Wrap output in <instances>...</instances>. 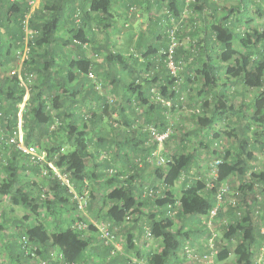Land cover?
I'll return each instance as SVG.
<instances>
[{"label":"trees","instance_id":"obj_1","mask_svg":"<svg viewBox=\"0 0 264 264\" xmlns=\"http://www.w3.org/2000/svg\"><path fill=\"white\" fill-rule=\"evenodd\" d=\"M30 1L0 0V198L5 197L11 205L25 210L22 230L16 237L10 235L6 242L5 248L9 250L6 253L12 264H42L47 259H51V264L93 261L98 264L96 256L100 255L106 258L105 264H113L115 257H119L114 246L123 232H126L123 236L126 253L136 250L135 237L129 233L133 215L130 209L134 200L152 213L146 216L148 230L154 238L161 239L162 249L159 254H148L145 262L141 255L134 254V260L124 259L126 264H175L174 261L180 259L178 254L185 241L191 244L188 245L190 248L199 251L198 256L210 255L211 250L206 244L214 233L217 234V253L213 257L217 262L226 261L233 254L235 264H264V164L258 168L252 163L256 160L257 150L264 154V30L255 27L242 31L245 25L255 22L248 16L250 2L240 0L239 5L227 8L228 12L223 16L215 17L210 28L203 30L204 40H196L192 50H187L179 46L181 34L179 28L173 26L181 24L185 7L196 9L197 0H163L164 13L151 19L149 31L158 38L163 35L166 40L159 60L146 63L145 70L137 68L135 73L143 74L134 77V63L138 60L129 63L120 51H114L110 43L98 46L85 29L94 20L103 25V29L111 28L112 5L119 0H42L34 11ZM122 2L125 6L121 18L126 21L135 19L140 11L138 0ZM258 8L257 4L259 12ZM28 15V24H25ZM27 38L29 42L25 44ZM173 38L177 42L175 48H171ZM236 41L239 49L234 46ZM159 52L155 50L152 55ZM24 55L26 58L21 62L20 70L15 71L13 68ZM90 55L102 57L104 62L100 64ZM204 56L206 58L202 60ZM189 59L193 65H200L194 77ZM170 60L177 67L176 73L169 67ZM182 62L185 65L178 71ZM121 72H130L133 76L124 86V94L114 95L106 88L105 82L108 87L117 86ZM90 73L95 79L89 78ZM112 77L117 78L115 84ZM194 79L201 81L196 95L191 94ZM233 84L252 94V100L237 103L232 98ZM24 102L22 110L20 107ZM79 107L83 111H79ZM191 107L190 120L195 129L184 134L174 118L179 111ZM127 111H130V118ZM115 114L120 117L118 125L123 128L122 132L128 137L134 136L135 146L141 147L132 157L133 161H122L119 173L111 174L110 169L117 168L115 163L96 159L101 155L99 149H105L98 139L110 135L103 124ZM20 119L23 120L24 144L37 148V151L43 150L51 163L54 161L59 174L73 181L76 192H84L89 178L104 179L108 188L101 200L108 203V222L102 224L109 225L108 230L114 234L111 243H104L99 226L86 220L72 223L73 226L66 223L70 208L77 209V201H73L67 185L48 164L38 157L32 159L10 142L19 137ZM216 124L231 127L228 135L236 140L235 150L223 153L213 150L214 156H222L211 170V174L217 170L216 176L191 173L201 148L210 149V146L200 141L199 148L186 152L187 138L191 134L199 138L200 131L214 142L219 138L214 132ZM150 127L160 133L171 129L170 137L163 143L166 151L163 155L169 160L166 166L146 161L158 147L157 143L150 141ZM91 134L97 138L94 150H91ZM172 141L183 145L184 151L169 150ZM136 159L143 160V166L135 167L134 174L123 179V172L130 166L134 168ZM98 162L104 163L103 171L90 170L91 164ZM142 168L152 173L153 178L148 183L143 179ZM199 177L200 180L196 179ZM232 177L238 179L236 191L225 185ZM33 179L42 183L37 185ZM223 185L227 188L225 202L219 206L215 226L209 229L204 220L216 206V196ZM148 187L160 188L163 194L152 198L144 194ZM90 196L91 202L96 197L94 191ZM228 196L232 197L231 201ZM177 202H180L177 217H203L198 232H182L173 229L171 224H164L163 219L155 220L157 215L149 207L165 209V216L170 218L167 215L169 205ZM48 216L56 220L54 230L50 231L44 221L32 225L35 218ZM81 222L88 223L86 230L77 229ZM3 229L4 226L0 225V246L1 239L6 238ZM205 229L208 233L204 232ZM198 233L204 238L207 236L205 242L201 241L203 238H192ZM183 258L195 263L184 253ZM198 262L215 264L213 259Z\"/></svg>","mask_w":264,"mask_h":264},{"label":"crops","instance_id":"obj_2","mask_svg":"<svg viewBox=\"0 0 264 264\" xmlns=\"http://www.w3.org/2000/svg\"><path fill=\"white\" fill-rule=\"evenodd\" d=\"M121 1V3H120ZM208 2L207 4H209V6H206V2ZM250 2V4H252L253 2L256 1H252V0H248ZM258 2V10L260 14L261 18H264V0H257ZM197 4L195 5V17H196V29L198 30L199 36L197 40H204V32L203 30H208L211 26V24L215 21V17H221L223 16V14L227 13V8L233 7V6H237L240 4V0H238L236 3H234V0H197L196 2ZM113 4V3H112ZM125 4V3H124ZM122 2V0L116 1L114 2V4L112 5V11L111 13L113 14L114 18H113V24L112 27L109 29H103V25H100L97 21H93L91 22L89 25H87L85 27L86 31L89 34V37L96 43H98V46L104 45L105 43H110L114 49L115 52L120 51L121 54H123L128 60L129 63L132 64V62L134 60H138V62L134 63V77L135 76H142L143 73L138 74V72L135 73V71L142 68V70L146 69V63L149 62H156L159 60V55L162 52V46L165 43V38H163V35H161L159 37V39L155 40L153 36L149 35L148 33L151 29V23L145 22L146 17H147V12L149 10H151V8H154L156 6H162L164 5L163 0H159L157 2V0H138L137 2V7L140 10V16H136V18L134 19V33H132V26L126 24L127 27H130L129 29H125V24H123V26L120 24V21L123 19L122 17V13L124 11H122V9L124 8L123 6H125ZM249 5V4H248ZM214 7V8H213ZM216 7V8H215ZM250 17V19L254 18V15L250 14L248 15ZM253 17V18H252ZM200 18V20H199ZM244 20V19H243ZM119 21V23H118ZM200 21L202 22L201 25H199ZM254 21H256V19H254ZM261 22V20H260ZM145 23V25L143 24ZM93 27V28H92ZM105 30L104 34H102V31ZM97 31V32H96ZM94 32H96V34H93ZM101 32V33H100ZM103 35V36H102ZM134 35V36H133ZM134 37V39H133ZM161 48V49H160ZM201 48H204V46H202ZM155 50H160V52L153 56L152 53ZM204 52V49L202 50V53ZM145 53L147 54L145 56ZM134 58H133V56ZM92 57V55H90ZM93 58V57H92ZM206 56L202 57V60H205ZM98 63L102 64L104 62V60H96ZM157 63H162V62H157ZM162 65V64H161ZM150 67V66H149ZM152 67V65H151ZM107 68V65H105V69ZM133 73L128 74V72H121V74L119 75L120 81L119 84L117 86H113L110 85L111 87L110 90H112L113 93L116 94H124V86L125 84H129L131 82L132 79V75ZM132 75V76H131ZM104 78L106 79L107 77L104 76ZM114 79V77H112ZM104 80V79H103ZM115 82H117V78L114 79ZM105 82V81H104ZM106 84V82H105ZM127 116L130 118V111H127ZM114 116L117 117V114H115ZM118 119L120 120V117H118ZM111 121V120H110ZM185 123H190L193 124L192 121L189 118H184ZM105 124V123H104ZM103 124V125H104ZM182 127H185L184 124H182ZM107 132L110 134L108 138H103V139H98L100 145L104 144L106 148H110V146H112V149L114 150V158L118 159L121 163L122 161H126L127 159H132V157H134V154H137L138 152V148L141 147V145H139L138 147L135 146L134 144V136L133 137H128L127 134L123 133L122 131H120L119 129L112 131H108ZM106 135V134H105ZM97 141V140H96ZM96 146V144H95ZM122 146V147H120ZM104 147V148H105ZM102 149H99L100 152H102ZM104 150V149H103ZM121 150V153H118V151ZM122 155V156H121ZM126 158V159H125ZM102 162V160L100 161ZM98 162V164H93V166H90V170L92 171H97L96 173L101 172V170L103 171V166L102 164L104 163H100ZM99 165V167H97ZM101 168V170H100ZM142 173H145L144 175L147 176H152V173L150 172V170H146L144 168H142L141 170ZM140 173V171H139ZM90 179V178H89ZM89 179H87V181L89 182ZM152 179V178H151ZM36 180V179H33ZM92 184L94 182L100 184L102 182H104V179L101 178H91L90 179ZM147 180V179H146ZM145 180V181H146ZM86 181V182H87ZM142 181H144L142 179ZM148 181V180H147ZM146 181V183H147ZM149 182V181H148ZM100 187H102L103 192H105V190L108 188V185H106V182H104L103 184H100ZM94 195L96 196L95 199L93 201L90 202V206L89 208L80 213L82 214L83 218H78L79 220H86L88 222H90L91 224L95 225V226H100L102 225V223L104 222H108L107 218H106V212H107V208H108V203L102 202L101 200V196L97 195V190L96 193L94 191ZM133 202V206L131 207L130 211H131V223L129 226V230H130V234L135 237L134 242L136 244V250H133L131 253H126L125 251V241H124V233L121 235V237L118 238L115 246H114V251H116V254L119 255V257H115V260L112 262L113 264H126L125 263V258H130L131 260H134V254L136 255H141L142 257H147L148 254L154 252V253H160L161 249H162V241L161 239H157L154 238V236L152 235L151 238H149L147 236V232L149 229V224H148V218H146V216L152 215V213H150V210L143 207V206H139V204H137L136 200L132 201ZM150 209L152 210L153 213H155L157 215L155 220H158L157 218L163 219L164 220V224H171L173 225V229L176 230H180L182 232H190L192 229L191 228H195L196 230L199 231V228H197V223L198 221L196 220L197 218H191L185 215H180L177 217H166L165 213V209L164 210H158L156 209V207L153 206H149ZM133 212V213H132ZM3 213L0 214V216H2ZM168 215V214H167ZM182 216V217H181ZM69 220L66 221V223L71 224L72 223H76L78 222L76 219V215H73V218L69 217L68 215L66 216ZM76 218V219H74ZM202 218L201 217V222H202ZM76 220L75 222L73 221ZM73 226V225H72ZM264 231V228H262ZM119 231V230H117ZM120 232V231H119ZM192 238L200 239V234H195L192 236ZM186 242V241H185ZM185 242H183V246L181 248V250L179 251V260H175L174 263L178 264L179 262L182 264H193L192 262L186 260L185 258H183V248L186 246L184 245ZM188 242V241H187ZM189 243V242H188ZM188 245H191L190 243ZM95 246V243L94 245ZM138 251V252H137ZM137 252V253H134ZM233 256V254L231 255ZM230 256V257H231ZM143 257V258H144ZM235 258V257H234ZM229 262V258L226 261L223 262H217L215 260V264H225ZM97 263V262H96ZM95 261H93V263L88 262L87 264H96Z\"/></svg>","mask_w":264,"mask_h":264},{"label":"rangeland","instance_id":"obj_3","mask_svg":"<svg viewBox=\"0 0 264 264\" xmlns=\"http://www.w3.org/2000/svg\"><path fill=\"white\" fill-rule=\"evenodd\" d=\"M33 1H34V5H33V8H32V11H34L37 8H39L41 3L43 2L42 0H33ZM237 1L238 0H234V3H236ZM252 1L258 2L257 0H252ZM256 2H253L252 4H249L247 6L249 13L254 15V19H256V21L251 23L249 26L245 25L242 28V31H244V29H247V28H255V27H257L258 29L264 30V18H261L260 15H257V14H259V12L257 11V4L258 3H256ZM139 13H140V11H139ZM163 13H164V9H163L162 6H156L154 8H151V10H149L146 13L147 17H146L145 22L151 23V19L152 18H158ZM139 16H140V14L138 15V17ZM196 17H195L194 7H185L184 12L182 13V19L183 20L181 21V24L173 26L174 28L178 27L179 28V33L181 34L180 38H178L179 46L180 47L182 46V47H184L187 50H192V44L198 39V36H199L198 30L196 29ZM152 20H154V19H152ZM199 20H200V18H199ZM260 20H261V22H260ZM201 23L202 22L200 21L199 25H201ZM120 24L121 25L125 24V29H129L130 28V27H127L126 24L131 25L132 26V31H133L132 33H134V19H131L130 21H126L123 18L120 21ZM143 24L145 25V23H143ZM154 26H157V25H154ZM147 33H148V36L149 35L153 36L151 32H147ZM29 34H31L30 31H29ZM102 34L106 35V34H104V32H102ZM157 34H160V32L157 31ZM157 36L158 35L153 36L155 40L159 39ZM133 39H134V37H133ZM27 41L29 42L28 38L25 40V44H27ZM4 42L5 41H2V43H4ZM234 46H235L236 49H239L237 41L235 42ZM25 48H26V46H24V49ZM26 50L27 49H25V51ZM92 56H94V55H92ZM25 58H26V55L23 56L20 59V61L16 63V67L13 68V69H15V71H17V70L19 71L20 70V66L22 64L21 62ZM95 59L96 60H101V59L103 60L102 57H95ZM189 63L192 65L191 73H192V76L194 77L196 75V70L199 68L198 66H200V65L199 64L193 65L192 64V60H190ZM184 65L185 64H183V62L180 63L178 71L181 70V67L184 66ZM11 74H13V72ZM102 81H104V80H102ZM200 85H201V81H197L196 79H194L193 80V85H192V88H191V90L194 89V91H191V94L196 95V93L199 91V88L201 87ZM109 87L107 86V83H106V88L108 90H110ZM106 88H104V91L107 90ZM231 92H233V94H234V95H232V98L237 103H249L252 100V98H253L252 94H250L249 92H245V90L241 89L240 86L237 85V84H233V86L231 88ZM185 99L187 100V96L185 97ZM25 100H27V97L25 98ZM188 100H189V97H188ZM193 102H191V103H193ZM24 106H25V102L21 105L20 108L22 110H24ZM192 109H193V107H191V109L186 110L184 112L183 111L182 112L179 111V113H177L175 115V118H174L175 124L183 129L184 134L195 129L194 128L195 127L194 124H190V123L188 124V123H185V121H184V118H189L190 117L191 113L193 112ZM78 110L79 111H83V108L79 107ZM20 117H21V114H20ZM118 121H119L118 117H116L114 115H113V117L108 118L107 121L104 124L105 130H108V131L110 130V131L113 132V130L120 129V131H122L123 128H121L120 125H118L119 124ZM87 123H88V125H90L89 122H87ZM22 124H23V120L20 119L19 120V133L18 134H19L20 139L23 140V137H24L25 134H24V130L22 128ZM115 124H117V125H115ZM182 124H184L185 127H182ZM139 128L143 129L144 127L139 126ZM214 130H215L214 132L219 134V138L217 140H214V142L210 141L208 138H205L204 135L202 134V132H200V131H199V135H198V136H200L199 138H197L196 135H194V134H191L189 136V138H187V141H186V144H185L186 145V152H191V151L194 150V148H199L198 146H199L200 141H203L204 143H208L209 146H210V149L201 148V150L197 154L198 162L196 163L197 166L195 165L192 168L193 169L192 170L193 173H196V174H197V172H198V174L205 173V174H208L209 177H210L212 175L211 174V170L216 165L215 164L216 160H218L220 157H222V156H220V157L214 156L213 155V150H217L219 153L227 152V151H230V150H233V151L235 150L236 140L234 139L233 136H229L228 135V133L231 130V127L226 126L225 124H216L215 127H214ZM211 134H212V132H211ZM211 137H214V135L212 134ZM5 138H8V137H5ZM90 138H93V141L91 143V150H94V149H96L95 144L97 142L96 141L97 138H95V136L93 134H91ZM211 140H213V139L211 138ZM120 147H122V146H120ZM168 147H169V150L177 148L179 150V152H183L184 151L183 145H180V143H178V141H172ZM67 148L68 147H65V150H67ZM157 149L160 150L161 154L166 153L164 145H158ZM118 153L122 154L121 150H119ZM38 155L40 156V159L43 160L44 164L45 163L48 164L49 168L53 169L50 166V165H52L55 168V170L54 169L53 170L55 172H57V174H58L59 169H57L55 167L54 161H52V163H51V160L48 159V157H46L47 155L45 154V152H43V150L42 151H38ZM114 155L115 154H114V150L112 149V146H110V148H106L105 147V149L101 152V155L96 159V161H100V160H103V159H108V160L114 162L117 168L118 167L122 168V163L118 159L114 158ZM133 159L134 158H132V161H133ZM252 163L255 166H257L258 168H261L263 166V164H264V154H263V152L257 150L256 151V160L253 161ZM91 166H93V164H91ZM100 170H101V168H100ZM117 170H119V168ZM1 176H3V174ZM151 178H153V177L152 176L143 175V179L144 180L147 179L148 181H150ZM148 181H147V183H148ZM35 182L37 183V185H38V183L39 184L42 183L40 180H35L34 183ZM62 182L67 185V187L69 188L70 192L73 194V201L74 200L77 201V209L74 210V209L70 208V213L67 214L69 217L72 216L71 218H73L74 214L76 215V218H83L82 214H80V213L86 211L89 208V206H88L86 209L81 210L78 207L79 206V202H80V197H82L83 195H85V194L89 195V200H90L91 192L95 191V193H96V190H97V195L99 193V195L101 197H102V195L106 196L105 195L106 193L103 192L102 187H100V184H103L105 181L100 183V184H98L96 182H94L92 184L91 180L89 179V182L88 181L85 182V186H84L85 190H84V192L82 194H79L78 192H76L75 186H74V183H73L72 180L66 179V180H62ZM180 183H181V181H180ZM225 185L229 186L230 190H232V191L235 190L236 191V188L238 187V179L236 177H232L231 179H229L225 183ZM228 199H229V201H231L232 197L228 196ZM89 204H90V201H89ZM3 212H6V214L4 216H0V225L4 226V228H5V229H3L4 230L3 231V235H5L6 238L4 240L1 239L2 242H1V246H0V264H12L10 258L8 257L9 250H6V248H5L6 245H7L6 242L9 239L10 235H11V237H12V235L16 237L18 232H20L22 230V224L21 223H22V220H23L22 217L25 214V210L22 207L19 208V207H15V206L11 205V202L7 198H5V197L2 198L1 197L0 198V214L3 213ZM76 218H74V219H76ZM196 218H197L196 220L198 221L196 226H197V228L201 229L202 228V222L200 221L201 217H196ZM37 219H38V221H37ZM34 221H35V223H32V225H35L37 222L44 221L45 224H46V227H48V229L50 231L54 230V226L56 224V220L51 218V216H48L46 218H35ZM202 221H203V218H202ZM191 229L196 231V232H198L195 228H191ZM175 230H176V227H175ZM204 232L208 233V231L206 229H205ZM219 232H220V238H221L222 237L221 230ZM206 237L204 238L203 236H200V240L203 238L201 241L205 242L206 239H207ZM188 244L189 243L186 241L184 245L188 246ZM234 248H235V246L232 247V250H234ZM6 252H8V253H6ZM198 253H199V251H198ZM103 257L104 256H101V255L100 256H96V259H98L96 261L99 262L98 264H100L102 261H103V264H105V262H107L106 258H103ZM143 257H142V260L145 262V259L147 257H144V258ZM234 257H235L234 255L231 256L229 258V262L225 263V264H235L236 259ZM212 259H213V262H215V258L212 257ZM194 260H195V263L197 262L198 264H206V263H203V262L199 263L196 259H194Z\"/></svg>","mask_w":264,"mask_h":264},{"label":"built area","instance_id":"obj_4","mask_svg":"<svg viewBox=\"0 0 264 264\" xmlns=\"http://www.w3.org/2000/svg\"><path fill=\"white\" fill-rule=\"evenodd\" d=\"M30 5L32 6L33 8V5H34V1H30ZM29 15L27 16L26 20L24 21L25 24H28V19H29ZM177 45V42L175 41V39L173 38L172 39V47L171 48H175V46ZM25 56V55H24ZM169 67L171 68L172 72L173 73H176L177 72V67L175 66V63L173 60H170L169 62ZM89 78L91 80L95 79V76L90 73L89 74ZM99 88H101V85H99ZM150 130V133L152 134V137H151V142L152 143H157L158 145H163V143L170 137L171 135V129H167L166 132L164 133H160L158 132L157 130L153 129V128H149ZM10 142L12 144H15L17 146V148L19 150H21L23 153L25 154H29L32 156V159H35L36 157H38L40 159V156L38 155V151H37V148L35 147H32V146H26L23 142L22 139H20V137H18L17 139L16 138H12L10 140ZM146 161L152 163V164H156V165H159V166H166L168 163H169V160L163 155L161 154L160 150L158 149H155L148 158H146ZM217 163H221V161H218ZM54 170L55 168L50 165ZM143 166V160H140V159H136L135 161V164H134V168L133 166H130L126 169L125 172H123V179H127L130 175L134 174V171H135V167H142ZM57 174V172H55ZM110 173L111 174H118V170L116 168H113V169H110ZM193 173V172H191ZM212 174L213 175H217V170L214 169V171H212ZM59 176V178L61 180H66V175H62L57 174ZM196 177V176H194ZM198 180H200V177L199 178H196ZM146 195L152 197V198H156V197H159L163 194V190L160 189V188H153V187H148L146 188ZM226 191H227V188L225 185H223L221 188H220V191L218 193V195L216 196L217 197V204L216 206H214V208L211 210L209 216L204 220V224L207 226V228L209 229H213V227L215 226L216 224V220H217V215H218V211H219V206L221 204H223L225 201H224V196L226 194ZM89 195L85 194L83 195L82 197H80V202H79V208L81 210H84L86 209L88 206H89ZM180 206V202H177L175 204H170L169 205V208H170V211L168 213V215L170 217H174L177 215L178 213V208ZM108 227L109 225L107 224H102L101 226H99L101 232H102V239L105 240L104 243L108 244V243H111L114 239V234L113 232H110L108 230ZM88 228V223H85V222H81V223H78L77 224V229L79 231H82V230H86ZM147 236L149 238L152 237V234H151V231L148 230L147 232ZM216 237H217V234H213L207 241V244L211 250V253L210 255H203L202 257L198 256V253L196 251V249H193V248H190L189 246H187L185 248V251H184V254H186V256L189 258V259H196L198 261H203V259H207L210 260L212 259V257L217 253V250L215 248V241H216ZM202 259V260H201ZM51 259H47L45 260L42 264H51ZM258 264H262V263H258Z\"/></svg>","mask_w":264,"mask_h":264}]
</instances>
